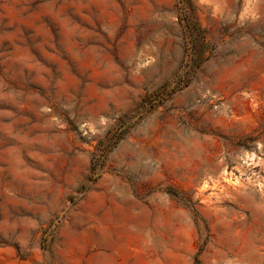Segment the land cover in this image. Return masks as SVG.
I'll use <instances>...</instances> for the list:
<instances>
[{"label": "rangeland", "instance_id": "rangeland-1", "mask_svg": "<svg viewBox=\"0 0 264 264\" xmlns=\"http://www.w3.org/2000/svg\"><path fill=\"white\" fill-rule=\"evenodd\" d=\"M181 4L0 0V264H264V0Z\"/></svg>", "mask_w": 264, "mask_h": 264}, {"label": "trees", "instance_id": "trees-1", "mask_svg": "<svg viewBox=\"0 0 264 264\" xmlns=\"http://www.w3.org/2000/svg\"><path fill=\"white\" fill-rule=\"evenodd\" d=\"M180 2L182 3L181 10L183 11L185 18L187 19V27L191 31L192 35L200 36L202 33V28L197 20H195V14L193 6L191 4V0H180Z\"/></svg>", "mask_w": 264, "mask_h": 264}]
</instances>
